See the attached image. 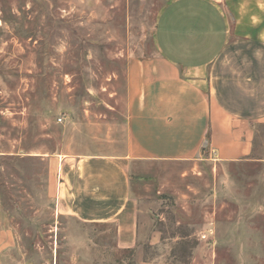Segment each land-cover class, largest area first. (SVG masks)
I'll use <instances>...</instances> for the list:
<instances>
[{
  "label": "rangeland",
  "instance_id": "1",
  "mask_svg": "<svg viewBox=\"0 0 264 264\" xmlns=\"http://www.w3.org/2000/svg\"><path fill=\"white\" fill-rule=\"evenodd\" d=\"M172 0H0V264H264V125L249 157L130 168L139 240L65 217V157L128 149L129 65Z\"/></svg>",
  "mask_w": 264,
  "mask_h": 264
},
{
  "label": "crops",
  "instance_id": "2",
  "mask_svg": "<svg viewBox=\"0 0 264 264\" xmlns=\"http://www.w3.org/2000/svg\"><path fill=\"white\" fill-rule=\"evenodd\" d=\"M154 43V60L129 65L127 151L65 157V217L113 224L122 250L140 233L133 164L196 159L204 145L218 161L246 159L264 125V0H172Z\"/></svg>",
  "mask_w": 264,
  "mask_h": 264
}]
</instances>
